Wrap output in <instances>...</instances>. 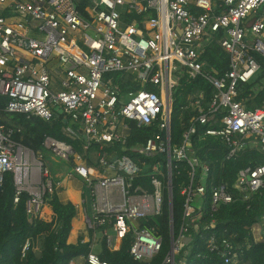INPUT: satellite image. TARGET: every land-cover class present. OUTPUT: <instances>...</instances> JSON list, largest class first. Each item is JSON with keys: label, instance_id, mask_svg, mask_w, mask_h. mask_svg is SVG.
<instances>
[{"label": "built area", "instance_id": "obj_1", "mask_svg": "<svg viewBox=\"0 0 264 264\" xmlns=\"http://www.w3.org/2000/svg\"><path fill=\"white\" fill-rule=\"evenodd\" d=\"M214 38L230 59L229 69L220 75L205 71L201 60L206 43ZM253 52L264 56V0H0V189L11 174L14 202L27 193V214L42 218L45 195L58 190L61 181L52 178L42 152L14 138L20 128L2 121L6 114L51 120L61 108L60 115L72 122L64 132L73 139L86 135L87 140L81 151L51 136L43 146L69 162L88 186V227L102 229L111 250L131 235L130 254L150 261L163 240L139 221L162 213L167 192L171 246L161 264H186L187 251L179 258L183 248L202 227L216 225L214 218L203 219L208 200L215 211L238 197L249 201L264 188V164L241 168L230 187L210 180L211 164L192 147L199 122L217 125L204 136L225 145L227 160L245 150L264 152V106L250 109L238 99L241 86L260 73ZM183 75L203 77L214 91L206 108L203 95L191 102L199 115L183 133L182 143H174L172 104ZM151 125L158 130L128 146L136 127ZM115 144L130 154L109 151ZM92 145L99 148L91 150ZM180 164L188 171L175 236L173 182ZM140 174L147 179L136 185ZM252 231L256 241L263 239L259 223ZM29 245L27 241L23 257ZM206 247L225 264H240L239 244L228 238L212 232ZM68 264L111 263L91 250Z\"/></svg>", "mask_w": 264, "mask_h": 264}, {"label": "trees", "instance_id": "obj_2", "mask_svg": "<svg viewBox=\"0 0 264 264\" xmlns=\"http://www.w3.org/2000/svg\"><path fill=\"white\" fill-rule=\"evenodd\" d=\"M80 9L83 10V7L81 6ZM252 54L261 65L260 73L254 81L243 84L238 95V99L250 109L264 106V56L256 52ZM201 60L204 62L205 71L217 75L223 74L229 69V55L215 38L206 43ZM118 77L119 74L116 79ZM122 85H119L121 87L119 88L125 90L126 88ZM213 91V86L203 77L195 79H189L186 75L181 77L176 86L172 104L171 135L174 143H182L183 133L199 115L198 109L192 107L191 102L203 95L201 103L206 108ZM3 104L0 103V108ZM6 115V119L2 121L4 124L20 128V131L15 132L14 138L34 152H42L44 158V150L47 149L43 146V141L46 136L70 143L76 151L82 150L84 138L69 137L64 132V128L72 125V122L68 119L65 123L59 113L51 120H44L36 116L27 118L24 114ZM195 126L196 132L192 135V147L201 159L211 164L210 180L214 183L226 182L231 187L241 168L248 165L264 164V152L257 150H245L235 158L225 159L227 152L225 145L218 139L204 136V131L208 127L217 125L211 123L202 125L196 122ZM75 127L77 126L75 125ZM157 130L156 125L136 127L128 141V146L145 141ZM96 148L99 147L92 145L91 150ZM108 149L109 151L116 149L119 156L125 153L130 154L127 151H122L120 144L108 146ZM88 158L90 159V155ZM145 160L153 161L151 158ZM179 170L180 173L174 171L173 182L175 236L182 223L185 197L181 194V188L187 181L188 171L185 164H180ZM50 172L52 178L56 182L59 181L56 173L54 177V170L50 169ZM143 175H139L135 181L136 185L147 179ZM210 186L207 187L208 193ZM15 193L13 176L7 174L4 185L0 189V264H68L70 260L87 255L91 251L90 242H83L82 237L76 244L68 243L72 221L77 214V207L73 202L61 200L57 190L47 193L45 202L52 209L54 217L51 221H46L42 218H32L27 214V193H23L17 203L14 202ZM263 217L264 188L260 189L249 201H243L241 197H238L232 203L220 205L215 211L211 209L208 200L203 219L210 221L214 218L216 225L208 229L202 227L199 234H195L192 242L183 248L179 258L187 251L186 264H225L220 255L207 250L206 237L214 232L219 239L226 237L233 244H239L240 264H264V237L262 240L256 241L252 231L254 224L264 221ZM139 225L148 229L153 228L155 234L161 236L163 240L161 250L150 261H139L130 254L129 250L133 240L131 235L124 238L119 249H109L106 238L102 235V229L99 230L100 236L94 251L102 260L111 264H161L171 246L167 192H165L162 213L140 220ZM90 235H93L92 229ZM27 241L30 242V245L23 257V247Z\"/></svg>", "mask_w": 264, "mask_h": 264}, {"label": "crops", "instance_id": "obj_3", "mask_svg": "<svg viewBox=\"0 0 264 264\" xmlns=\"http://www.w3.org/2000/svg\"><path fill=\"white\" fill-rule=\"evenodd\" d=\"M70 182L74 181V179H69ZM62 182L59 188L62 187ZM58 188L57 192L61 200L63 201H71L77 207V214L72 221V229L68 236V243L76 244L80 237H82L83 242H90L91 250L94 251L96 247V243L99 239V230H93V235H90V228L87 225V217L92 214V207L91 211L86 207L87 198L85 197V190L76 189L69 185L66 190L59 191ZM54 217L53 211L48 204L45 205L42 213V219L46 221H51ZM103 235V233H102ZM95 252V251H94Z\"/></svg>", "mask_w": 264, "mask_h": 264}, {"label": "rangeland", "instance_id": "obj_4", "mask_svg": "<svg viewBox=\"0 0 264 264\" xmlns=\"http://www.w3.org/2000/svg\"><path fill=\"white\" fill-rule=\"evenodd\" d=\"M44 154H45V161L47 163V165L49 166V168L51 170H54V177H55V173L59 178V181H61L62 187L63 188H59V191H64L66 190V188L69 185H72V187L76 188V189H81V190H85V197L87 198V203H86V207L89 209V211H91V207H92V202L91 199L89 198L88 194H89V188L86 185L85 181L80 178L79 176H77L72 169V166L69 162L61 160L57 157H55L49 150H44ZM72 174L74 181L70 182V178H68L69 174ZM57 179V178H55ZM259 224L264 227V221L259 222Z\"/></svg>", "mask_w": 264, "mask_h": 264}, {"label": "water", "instance_id": "obj_5", "mask_svg": "<svg viewBox=\"0 0 264 264\" xmlns=\"http://www.w3.org/2000/svg\"><path fill=\"white\" fill-rule=\"evenodd\" d=\"M63 110L61 108L58 109V113L62 114ZM64 122L67 123V119L63 118ZM84 139L87 140V136L84 135ZM173 228H171V240L173 239V233H172Z\"/></svg>", "mask_w": 264, "mask_h": 264}]
</instances>
